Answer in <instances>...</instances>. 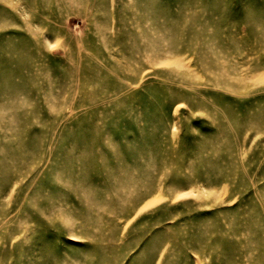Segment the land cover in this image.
<instances>
[{"label":"rangeland","instance_id":"obj_1","mask_svg":"<svg viewBox=\"0 0 264 264\" xmlns=\"http://www.w3.org/2000/svg\"><path fill=\"white\" fill-rule=\"evenodd\" d=\"M0 264H264V0H0Z\"/></svg>","mask_w":264,"mask_h":264}]
</instances>
